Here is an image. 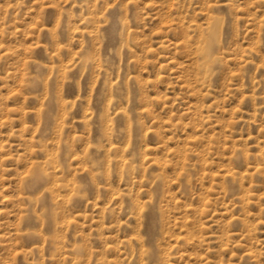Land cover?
Segmentation results:
<instances>
[{"label": "rangeland", "instance_id": "rangeland-1", "mask_svg": "<svg viewBox=\"0 0 264 264\" xmlns=\"http://www.w3.org/2000/svg\"><path fill=\"white\" fill-rule=\"evenodd\" d=\"M0 264H264V0H0Z\"/></svg>", "mask_w": 264, "mask_h": 264}]
</instances>
